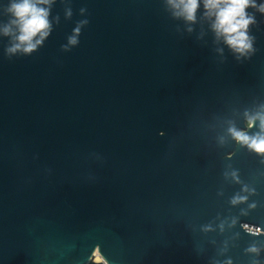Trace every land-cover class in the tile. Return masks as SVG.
<instances>
[{"label": "water", "instance_id": "obj_1", "mask_svg": "<svg viewBox=\"0 0 264 264\" xmlns=\"http://www.w3.org/2000/svg\"><path fill=\"white\" fill-rule=\"evenodd\" d=\"M20 2L0 0V264H264V152L230 131L264 137V0L244 54L203 0L194 21L52 0L9 52Z\"/></svg>", "mask_w": 264, "mask_h": 264}, {"label": "clouds", "instance_id": "obj_2", "mask_svg": "<svg viewBox=\"0 0 264 264\" xmlns=\"http://www.w3.org/2000/svg\"><path fill=\"white\" fill-rule=\"evenodd\" d=\"M52 0H21L20 3L12 4L10 11L15 16L12 21L19 28V35L16 37V43L9 52L21 50L30 54L45 37L49 35L51 25L48 20L49 12L46 8L39 5H49ZM174 10V15L183 17L187 21H194L199 0H168ZM206 9L205 15L214 17L212 28L218 38L223 37L224 42L234 51L244 54L250 50L252 45L247 34L248 27L253 23V18L248 15L246 9L256 7L255 0H203ZM259 11L264 12V4L259 6ZM10 28H5V35L9 34ZM76 35L69 37L70 45L78 44L77 36L79 28L75 30ZM39 37L38 39L34 38ZM252 121L249 120V127ZM261 127L264 128V119L261 121ZM232 135L239 141L248 144L249 147L257 152H264V137H248L243 131L230 129ZM96 264H103L97 257Z\"/></svg>", "mask_w": 264, "mask_h": 264}, {"label": "built area", "instance_id": "obj_3", "mask_svg": "<svg viewBox=\"0 0 264 264\" xmlns=\"http://www.w3.org/2000/svg\"><path fill=\"white\" fill-rule=\"evenodd\" d=\"M256 232H261L260 229H257ZM95 262H96V257H95ZM103 264H107L104 260H102Z\"/></svg>", "mask_w": 264, "mask_h": 264}, {"label": "bare ground", "instance_id": "obj_4", "mask_svg": "<svg viewBox=\"0 0 264 264\" xmlns=\"http://www.w3.org/2000/svg\"><path fill=\"white\" fill-rule=\"evenodd\" d=\"M99 257V256H96V258ZM101 260H103L101 257H99Z\"/></svg>", "mask_w": 264, "mask_h": 264}, {"label": "trees", "instance_id": "obj_5", "mask_svg": "<svg viewBox=\"0 0 264 264\" xmlns=\"http://www.w3.org/2000/svg\"><path fill=\"white\" fill-rule=\"evenodd\" d=\"M91 264H96V262H92Z\"/></svg>", "mask_w": 264, "mask_h": 264}, {"label": "rangeland", "instance_id": "obj_6", "mask_svg": "<svg viewBox=\"0 0 264 264\" xmlns=\"http://www.w3.org/2000/svg\"><path fill=\"white\" fill-rule=\"evenodd\" d=\"M95 260V259H94Z\"/></svg>", "mask_w": 264, "mask_h": 264}]
</instances>
